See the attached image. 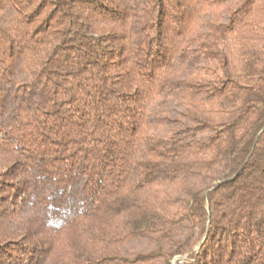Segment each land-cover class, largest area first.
I'll return each mask as SVG.
<instances>
[{"label": "trees", "instance_id": "1", "mask_svg": "<svg viewBox=\"0 0 264 264\" xmlns=\"http://www.w3.org/2000/svg\"><path fill=\"white\" fill-rule=\"evenodd\" d=\"M0 264H264V0H0Z\"/></svg>", "mask_w": 264, "mask_h": 264}]
</instances>
